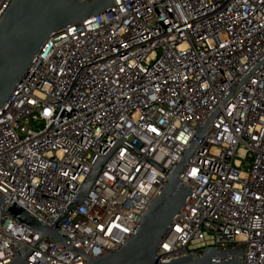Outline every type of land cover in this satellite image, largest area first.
<instances>
[{
	"label": "built area",
	"instance_id": "1",
	"mask_svg": "<svg viewBox=\"0 0 264 264\" xmlns=\"http://www.w3.org/2000/svg\"><path fill=\"white\" fill-rule=\"evenodd\" d=\"M114 2L50 36L0 108V264L20 249L29 264H84L121 247L215 112L157 260L242 248L237 264H264V0ZM112 150L58 228L66 245L9 214L51 226Z\"/></svg>",
	"mask_w": 264,
	"mask_h": 264
},
{
	"label": "water",
	"instance_id": "2",
	"mask_svg": "<svg viewBox=\"0 0 264 264\" xmlns=\"http://www.w3.org/2000/svg\"><path fill=\"white\" fill-rule=\"evenodd\" d=\"M114 5V0H13L0 20V108L28 74L33 60L50 36L110 10ZM216 114L217 112L213 113L205 122L197 138L169 174L167 182L153 198L126 243L101 256H88L84 264H237L241 262L242 248H207L166 263H158L157 260L156 249L159 242L192 191L191 187L180 179L181 172L198 149V138L203 137ZM112 152L113 150L97 159L91 174L80 186L76 198L51 226L43 224L17 205L9 208V214L29 226L39 235V240L47 238L66 245L68 239L58 228L88 194ZM4 200L5 197L0 195L2 205ZM31 252L32 250L20 249L19 255L8 264H29L27 258ZM231 252H235L240 258L235 262L217 259Z\"/></svg>",
	"mask_w": 264,
	"mask_h": 264
}]
</instances>
